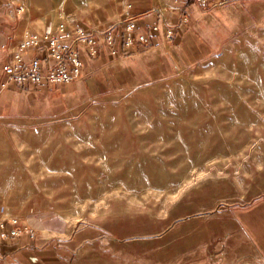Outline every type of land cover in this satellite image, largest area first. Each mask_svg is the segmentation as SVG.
<instances>
[{"label":"rangeland","instance_id":"rangeland-1","mask_svg":"<svg viewBox=\"0 0 264 264\" xmlns=\"http://www.w3.org/2000/svg\"><path fill=\"white\" fill-rule=\"evenodd\" d=\"M154 2L177 73L127 93L56 92L55 116L39 94L38 118L0 121V191L18 177L71 229L175 243L177 219L264 187V0Z\"/></svg>","mask_w":264,"mask_h":264},{"label":"crops","instance_id":"crops-1","mask_svg":"<svg viewBox=\"0 0 264 264\" xmlns=\"http://www.w3.org/2000/svg\"><path fill=\"white\" fill-rule=\"evenodd\" d=\"M125 17L139 25L147 41L124 53L118 26L117 52L111 55L98 34V56L81 51L83 76L79 79L34 87L9 80L1 70L25 31L43 34L58 21L70 28L90 27ZM154 23L159 26L156 33L151 31ZM166 24L154 0H0V121L18 126V118H38L39 94L46 93L52 106L49 116H55L56 92L66 101L127 93L176 74L177 41L163 36ZM32 54L45 56L44 50ZM66 106L63 103L62 110ZM57 217L46 207V198L19 187L18 177L9 182L0 191V234L5 235L0 237V264H264L262 184L249 198L177 219L175 243L122 238L116 228L108 234L98 224L71 229ZM12 229L17 233L11 234ZM168 249L174 251L168 253Z\"/></svg>","mask_w":264,"mask_h":264},{"label":"built area","instance_id":"built-area-1","mask_svg":"<svg viewBox=\"0 0 264 264\" xmlns=\"http://www.w3.org/2000/svg\"><path fill=\"white\" fill-rule=\"evenodd\" d=\"M164 23V22H163ZM120 26L121 48L124 53H131L138 43H145L147 35L140 32L139 25L128 18H120L106 25L90 27H68L64 21H58L54 27L43 34L25 31L12 47L10 58L1 66L9 80L19 84L30 83L32 86L46 84H62L79 79L83 76L81 51L92 57L99 54L96 36H102L103 44L111 55L117 52L115 34ZM159 30L157 23L151 27L156 33ZM163 36L167 40L173 38V28L166 24ZM44 50L41 58L37 52ZM11 234L17 231L12 229ZM0 237H5L0 234Z\"/></svg>","mask_w":264,"mask_h":264}]
</instances>
